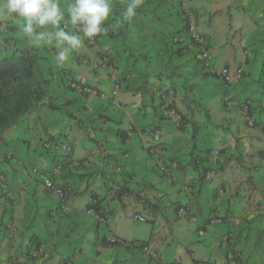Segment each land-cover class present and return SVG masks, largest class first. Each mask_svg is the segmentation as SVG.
Listing matches in <instances>:
<instances>
[{
    "label": "crops",
    "instance_id": "1",
    "mask_svg": "<svg viewBox=\"0 0 264 264\" xmlns=\"http://www.w3.org/2000/svg\"><path fill=\"white\" fill-rule=\"evenodd\" d=\"M69 2L61 0L62 6ZM125 3L111 0L106 32L95 46L85 39L63 66L51 62L54 46H32L17 22L0 16V57L36 49L50 80L49 97L0 131V173L9 191L6 196L0 184V264H66L74 257V264H264V161L257 157L264 150V0H143L131 20L122 18ZM187 12L194 31L208 38L215 68H244L237 85L224 87L199 70L195 46L189 49ZM116 79L122 82L118 108L68 86L81 82L109 94ZM169 89L181 124L160 112ZM225 90L235 105L223 103ZM246 100L253 101L254 128L237 105ZM76 118L80 132L73 134ZM154 130L162 132L168 158L184 164L168 178L147 153L146 134ZM48 142L51 149L44 148ZM63 144L72 146L69 155L53 149ZM211 149L220 150L221 158L212 165L214 177L202 180L193 158L202 160ZM34 169L71 189L68 213ZM188 184L195 188L193 201L185 193ZM123 186L132 193L118 197ZM93 198L103 221L87 214ZM185 204L198 223L179 216ZM55 210L59 214L52 217ZM216 215L222 224L211 223ZM134 216L144 217L151 229L136 232ZM109 236L119 242L110 243ZM226 237L239 252L236 262L227 258ZM33 244L45 245L43 257L28 255Z\"/></svg>",
    "mask_w": 264,
    "mask_h": 264
},
{
    "label": "clouds",
    "instance_id": "2",
    "mask_svg": "<svg viewBox=\"0 0 264 264\" xmlns=\"http://www.w3.org/2000/svg\"><path fill=\"white\" fill-rule=\"evenodd\" d=\"M142 3L143 0H126V3L122 10L123 20H131L133 17H135L137 14V10L142 6ZM111 13H112L111 0H70V2L67 3L66 6H62L61 0H0V16H3L5 18L17 22L21 34L32 46L39 47L42 44L54 46L56 52L54 54L53 59L54 62L57 64V66H63L66 63H69L73 52H75L76 50L82 47L83 41L85 39L86 41L92 40L105 33L107 30L106 21L109 20ZM69 25H71V28ZM241 68L243 69V75H244V68L243 67ZM72 83L74 82L70 81L68 84V86L71 88H72ZM76 83L82 84L81 82H76ZM233 85H237V84H233ZM85 86H90V85H85ZM233 101H234L233 105H235L236 101L234 99ZM246 102L251 103L253 110L254 109L253 101L250 100L248 101L246 100L245 102L240 104L237 103V105H239L241 108V113L243 115V118L247 126H249L250 128H254L256 126V120L255 118H253V115H251V112L250 115L254 121L253 126H251L246 121V117L242 112V105ZM213 150H217V149H212L210 153ZM218 151H219V158H218L219 161L221 158V153L220 150ZM210 162L212 163V165H215L211 160ZM212 172L214 173L213 170ZM35 176L38 177L37 175ZM133 180L134 179L132 177V181ZM94 199L97 201V204L95 206V209L97 210V205L99 204V201L96 198H93L91 200ZM68 200L69 199H67V201ZM91 200H90V207L88 208V210L92 208ZM65 204H67V202ZM60 205L62 207V211L64 213H68L66 205H65V211L63 209L61 202ZM88 210H87V214H88ZM53 212L59 214L58 210H55ZM97 212L99 213L98 210ZM99 215L101 216L100 213ZM53 216L56 215L52 214V217ZM137 217H141V216H134L135 220H137ZM189 221L191 222L190 219ZM223 221L224 220L222 218L216 215V217L212 219L211 223L222 224ZM143 222H145V218ZM196 223H192V224H196ZM200 235H203V233L202 234L200 233ZM222 241L227 242L228 238L226 237V239ZM143 249L148 250V252H144V253H149V249L147 247H144ZM27 252L29 255V249ZM231 252L232 251L228 252L227 258L229 261L236 262L239 258V253L236 254L235 252H232L235 253L237 256L235 260H230L229 254ZM150 254L153 255L155 253L150 252ZM73 259L74 258H71L70 260Z\"/></svg>",
    "mask_w": 264,
    "mask_h": 264
},
{
    "label": "trees",
    "instance_id": "3",
    "mask_svg": "<svg viewBox=\"0 0 264 264\" xmlns=\"http://www.w3.org/2000/svg\"><path fill=\"white\" fill-rule=\"evenodd\" d=\"M180 2L183 3L182 0H180ZM185 15L189 19L190 13L189 14L186 13ZM2 27H3V23L0 21V35L2 33ZM99 37L100 36L97 37V40L99 39ZM190 39H191L190 40L191 42L189 45V49H192L191 46L192 45L194 46L195 42L193 41L191 35H190ZM194 48L195 49L193 50L197 51V55L199 58L198 59L199 70L201 72L210 74L213 78L221 82V84L224 87L228 88V86H230L229 83L223 80L222 76L216 72L219 69L213 66L211 57H209V59H203L201 57V52L199 51V49L196 46ZM42 61H43V57L39 54V52L36 49H33V48L24 49L22 51H19V53L13 52L10 55H5V56L0 57V131L2 133L5 132L6 130L13 128L19 122V120L24 118L29 113L33 112L44 99L49 97L50 80L47 78V75L45 74L44 65ZM207 64L209 66H207ZM241 67L242 66L236 69H240ZM224 68H228V67H224ZM163 95L164 96L168 95V92L164 91ZM226 95H231V93H228L227 90H225V94L222 98L223 103L228 104L225 101ZM172 109H175L174 101L172 102ZM175 112L177 113L179 117H181L176 109H175ZM166 120L168 119L166 118ZM192 139L193 140L196 139L195 131L192 134ZM148 150H147V153L149 152ZM210 151L203 155L202 160H200L201 155H198L196 158H193V160L196 161V164H198L201 168L200 175H202V180H206L210 172H212L213 170L212 163L210 162V157H209ZM148 155L150 156L149 153ZM257 157L260 160L264 161V150H260L257 153ZM168 160L171 162H176L179 165L177 169L178 171L184 167L183 162H180L179 160H172L169 158ZM205 161L209 163V166H207V168L204 169ZM219 161L215 163V165L218 164ZM156 170L158 169L156 168ZM160 174L161 176L168 178L169 175H172V171L169 173V175L165 174V172H162V171H160ZM131 176L132 175H130L128 178L129 181H132ZM202 180L199 179V182H201ZM199 182H197L198 185H200ZM186 188L191 189V196L189 198L188 197L189 195H187V197L189 200L191 199L193 201L195 197L194 195L195 188L193 187L192 184L186 185L185 189ZM64 190L67 191V189H64ZM116 193L118 197H121L122 195L132 193V192L129 191V189H127L126 186H123V188H118ZM182 207L189 208L190 215L192 217L197 218L196 216L192 214V210L189 204H185L181 206L178 209V213ZM186 218H188V220L190 219L189 217H186ZM146 221L147 220L145 219V222ZM200 233H204V232L201 230ZM226 243L230 247L229 249L230 251L235 252L236 254L239 253L234 248V246L230 244L231 242H229V240ZM146 246H147V243H143V244L141 243L139 248L143 249ZM150 256L152 259L158 260V257L153 258L151 254ZM171 264H177V263H171Z\"/></svg>",
    "mask_w": 264,
    "mask_h": 264
},
{
    "label": "built area",
    "instance_id": "4",
    "mask_svg": "<svg viewBox=\"0 0 264 264\" xmlns=\"http://www.w3.org/2000/svg\"><path fill=\"white\" fill-rule=\"evenodd\" d=\"M183 1V5L186 4L187 0H182ZM187 14H189L187 12ZM189 20H190V35L193 39V41L195 42V45L199 51L201 52V57L203 59H209L210 57V50H209V40L206 36L204 35H200L198 33H196L194 31V23L192 20V15L190 14L189 16ZM88 43L91 46H95L98 43L97 38L92 39V40H87ZM193 47V45L191 46V48ZM207 66H209L207 64ZM215 72V70H214ZM219 75L222 76L223 80H225L227 83H229V85H233V84H238L240 82V80L242 79L243 76V69H236L234 71L228 69V68H222L219 69L218 71H216ZM72 88L75 90L80 91L81 93L88 95V96H95V97H100L102 100L104 101H109V103L115 107H119V95L121 93L122 90V82H120L119 79H116L114 82V85L111 89V92L109 94L106 93H100L99 90L97 88L94 87H90V86H85L82 85L80 83H72ZM175 99V92L174 90L170 89L168 90V95L164 96L162 95V105L160 106V112L162 113V115L175 122L176 124L180 122V117L177 115V113L175 112V109H172V102ZM225 101L230 104L233 105L234 101H233V96L232 95H227L225 98ZM252 110V105L250 102H246L242 105V112L244 114V116L246 117V121L253 126L254 125V121L250 115V112ZM147 136H149L150 140L146 141V147L147 150L149 151L148 153L150 154L151 158L153 159L154 163H155V167L162 171L165 172V174L169 175V173L175 169H178V164L176 162H171L168 160V150L161 144L162 142V132L160 130H154L151 131L149 134H146ZM44 148L45 149H51L52 145L50 142L44 144ZM53 149L63 152L65 154H70L73 150L71 145L68 144H63V145H54ZM210 160L215 164L218 161L219 158V151L218 150H213L210 154H209ZM59 169L55 170V172H57ZM33 174L37 175L38 178L43 182L45 188L47 189V191L54 195L55 197H57L60 202L62 203L63 209L65 211V203L67 202L68 196H70V193L72 192L71 189H67V191H65L64 189H62L60 186H58L54 181H52L50 178H48V176H46V174H43L41 172H39V170L34 169L33 170ZM213 172H211L207 179H211L213 178ZM170 176V175H169ZM0 180L2 181V190L5 191L6 190V185H5V177L3 174L0 173ZM185 192L187 195H189L188 197L190 198L191 196V189L186 188ZM97 204V201L91 200V206L92 208H90L88 210V214L91 215L92 217H94L96 220H100L103 221L102 217L99 215V213L97 212V210L95 209V206ZM190 209L189 208H184L182 207L179 210V216L184 218V217H189L192 223H196L197 219L195 217H192L190 215ZM58 213H53V215H57ZM137 220L139 221H144L143 217H137ZM9 228L11 230H13V226L9 225ZM202 234V233H201ZM108 241L110 243H116L119 242L116 240V238L114 237H108ZM144 252H148L147 249H143ZM46 252V247L45 245H35L33 244L32 247H30L29 249V256L31 258H39V257H43V255ZM153 258H156L157 256L155 254L152 255ZM236 254L235 253H230L229 254V259L230 260H235L236 258ZM66 264H73V260L68 261Z\"/></svg>",
    "mask_w": 264,
    "mask_h": 264
},
{
    "label": "rangeland",
    "instance_id": "5",
    "mask_svg": "<svg viewBox=\"0 0 264 264\" xmlns=\"http://www.w3.org/2000/svg\"><path fill=\"white\" fill-rule=\"evenodd\" d=\"M243 15L245 16V14L243 13ZM249 15V14H248ZM51 62L52 63H55L54 62V59H51ZM74 77L76 78V80H79V79H77L78 78V76H79V73L78 72H74ZM20 121V120H19ZM80 119H78V118H76V120H73L72 121V128H73V134H75V133H78V132H80V130L77 128L79 125H80ZM66 124V123H65ZM64 124V126H63V128L61 129V132L62 133H67V131L69 130L68 129V126H67V124L65 125ZM91 132L92 130L91 129H88V131L87 132ZM88 146H93L94 148H95V146H94V143L93 142H89L88 143ZM76 149H77V152H79L80 151V145H76ZM34 175V174H33ZM34 177H36L35 175H34ZM38 178V177H37ZM39 179V178H38ZM40 180V179H39ZM5 182H7V179H5L4 180ZM40 182L43 184V182L40 180ZM0 184H2V181L0 180ZM44 185V184H43ZM45 188V187H44ZM6 196H8L9 195V191L8 190H5L4 192H3ZM132 221V220H131ZM134 223V224H133ZM131 224H132V226H133V228H134V230L137 232V230L138 231H140V232H142L144 229H151V224H149V223H147V222H137V221H135V220H133L132 222H131ZM137 226H141V227H143L142 229L141 228H138ZM175 246L176 245H171V247L174 249L175 248ZM90 247V245H87L86 246V249H88ZM161 250V249H160ZM86 253H88L89 252V250H86L85 251ZM89 256H93V254L92 253H90L89 254ZM162 257H164V258H166V253H163L162 252ZM73 262H75V257H74V259H73Z\"/></svg>",
    "mask_w": 264,
    "mask_h": 264
}]
</instances>
